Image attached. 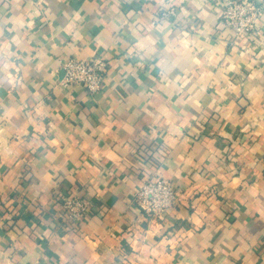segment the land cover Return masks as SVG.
Here are the masks:
<instances>
[{
    "label": "crops",
    "instance_id": "1",
    "mask_svg": "<svg viewBox=\"0 0 264 264\" xmlns=\"http://www.w3.org/2000/svg\"><path fill=\"white\" fill-rule=\"evenodd\" d=\"M223 1L0 0V264H264V12L237 38ZM70 58L108 63L99 93Z\"/></svg>",
    "mask_w": 264,
    "mask_h": 264
},
{
    "label": "built area",
    "instance_id": "2",
    "mask_svg": "<svg viewBox=\"0 0 264 264\" xmlns=\"http://www.w3.org/2000/svg\"><path fill=\"white\" fill-rule=\"evenodd\" d=\"M221 20L237 38L251 37L259 31V21L264 12V0L249 2L224 0L220 6ZM171 13L174 10L170 11ZM64 87L83 86L90 94L99 93L108 70V63L102 58H70L63 64ZM179 201L174 182L160 172H153L144 178L135 194V202L144 213L153 218L164 216ZM90 202L77 196H65L62 209L67 221L77 224L87 218Z\"/></svg>",
    "mask_w": 264,
    "mask_h": 264
}]
</instances>
